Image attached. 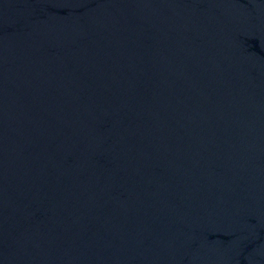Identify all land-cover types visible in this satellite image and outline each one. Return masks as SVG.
Masks as SVG:
<instances>
[{"label": "water", "instance_id": "95a60500", "mask_svg": "<svg viewBox=\"0 0 264 264\" xmlns=\"http://www.w3.org/2000/svg\"><path fill=\"white\" fill-rule=\"evenodd\" d=\"M0 264H264V0H0Z\"/></svg>", "mask_w": 264, "mask_h": 264}]
</instances>
